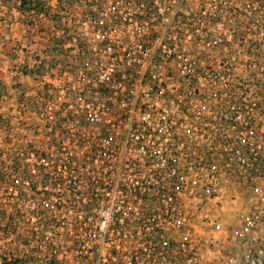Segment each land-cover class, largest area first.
I'll return each instance as SVG.
<instances>
[{
    "label": "built area",
    "instance_id": "built-area-1",
    "mask_svg": "<svg viewBox=\"0 0 264 264\" xmlns=\"http://www.w3.org/2000/svg\"><path fill=\"white\" fill-rule=\"evenodd\" d=\"M89 1L44 140L0 189V264H263L219 256L211 205L259 179L242 146L264 150V60L240 56H264V0Z\"/></svg>",
    "mask_w": 264,
    "mask_h": 264
},
{
    "label": "rangeland",
    "instance_id": "rangeland-1",
    "mask_svg": "<svg viewBox=\"0 0 264 264\" xmlns=\"http://www.w3.org/2000/svg\"><path fill=\"white\" fill-rule=\"evenodd\" d=\"M89 2L0 0L1 190L12 173H16L12 166L16 148L26 142L44 140V96L49 89L55 92L61 75L80 61L79 47L72 40L74 26L69 21L72 15H84L90 8ZM240 58L242 65H246L255 56L241 54ZM248 68H242L241 74H250ZM222 189L224 197L213 200L211 205L213 219L217 218V210L221 215L222 227L211 232L217 233L224 243L219 256L231 253L246 260L251 250L264 264V224L259 227L257 240L252 239L254 232L250 226L253 211L264 209V179H242L233 186L225 182ZM208 250L212 256L215 248L211 246Z\"/></svg>",
    "mask_w": 264,
    "mask_h": 264
},
{
    "label": "trees",
    "instance_id": "trees-1",
    "mask_svg": "<svg viewBox=\"0 0 264 264\" xmlns=\"http://www.w3.org/2000/svg\"><path fill=\"white\" fill-rule=\"evenodd\" d=\"M23 2H35V0H23ZM41 10H39L40 12ZM253 45V44H252ZM255 61H257V64L261 66L264 56L262 54H256ZM251 59V58H250ZM255 79L257 80L256 85L259 88L260 81L256 74H253ZM244 152L249 155V157L253 160V164L249 167V174L251 177H259L264 179V150H261V152L257 153L256 155L250 153L249 150H247L244 146ZM227 157V155H224ZM225 159V158H224Z\"/></svg>",
    "mask_w": 264,
    "mask_h": 264
}]
</instances>
